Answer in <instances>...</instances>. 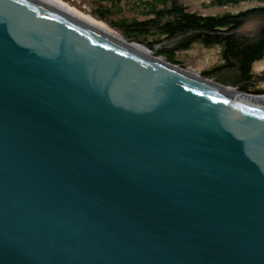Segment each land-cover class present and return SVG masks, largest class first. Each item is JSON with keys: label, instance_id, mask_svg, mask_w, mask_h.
Segmentation results:
<instances>
[{"label": "water", "instance_id": "95a60500", "mask_svg": "<svg viewBox=\"0 0 264 264\" xmlns=\"http://www.w3.org/2000/svg\"><path fill=\"white\" fill-rule=\"evenodd\" d=\"M39 0H0V264H264V103Z\"/></svg>", "mask_w": 264, "mask_h": 264}, {"label": "trees", "instance_id": "16d2710c", "mask_svg": "<svg viewBox=\"0 0 264 264\" xmlns=\"http://www.w3.org/2000/svg\"><path fill=\"white\" fill-rule=\"evenodd\" d=\"M108 1L109 6L98 10V16L102 21L110 22L128 41L149 50L176 41L177 45L172 49L159 53L174 65L178 64V53L188 52L195 45L206 49H219L222 63L203 73V77L218 79L217 82L224 86L233 84L249 95L264 94L256 89L258 80L254 79L253 72L254 66L264 61V25L253 38L237 36V32L250 20H264V0H213L210 7L223 9L243 4L258 5L239 13L224 12L219 15L191 12L180 0H145L141 3L142 8H145L141 15L142 20H129L124 17L118 19V12L121 11L118 0ZM131 1L134 7H139L136 0ZM224 73L231 74L233 81L220 80Z\"/></svg>", "mask_w": 264, "mask_h": 264}, {"label": "rangeland", "instance_id": "374dc122", "mask_svg": "<svg viewBox=\"0 0 264 264\" xmlns=\"http://www.w3.org/2000/svg\"><path fill=\"white\" fill-rule=\"evenodd\" d=\"M57 3L62 5L66 10L72 12L74 15L82 18L84 21L89 22L92 26L96 28H102L104 32L112 34L116 36L118 39L126 42L127 44H136L134 42H130L127 38L118 30L113 28L110 22L102 21L98 16V10L101 8L108 7L110 2L108 0H55ZM139 7H134L133 2L131 0H118L119 9L121 10L118 12L120 17L128 18L129 20H142L141 15L145 11L143 7L142 1L145 0H136ZM183 4H185L191 12H199L205 15H219L224 12H231V13H239L241 11L249 10L253 7L258 6L257 4H243L239 7L234 8H215L210 7V4L213 0H180ZM109 2V3H108ZM264 25V20L261 18H254L250 20L240 31L237 32V36L240 38H253L257 35L259 29ZM98 28V29H99ZM177 45V42H170L160 46H157L154 50H149L148 52L152 57L158 58L163 60L164 62L170 63L167 59L160 56L159 53L162 50L172 49L174 46ZM142 46V45H140ZM176 61L178 64H172L177 66L185 71L192 72L203 77V73L206 71L211 70L212 68L220 65L221 57H220V50L219 49H206L201 45H195L190 51L188 52H180L177 54ZM254 72V79L258 80V91L264 92V61L256 64L253 68ZM225 75V76H223ZM220 76V80H232L231 74H223ZM257 76V77H256ZM224 77V78H223ZM214 82H217L216 79H210ZM219 83V82H218ZM220 84V83H219ZM233 84L228 83L227 87L233 88L235 90L240 89L239 87L230 86ZM226 86V85H225ZM253 95V94H252ZM256 96V95H255ZM264 97V94L259 95Z\"/></svg>", "mask_w": 264, "mask_h": 264}, {"label": "bare ground", "instance_id": "6f19581e", "mask_svg": "<svg viewBox=\"0 0 264 264\" xmlns=\"http://www.w3.org/2000/svg\"><path fill=\"white\" fill-rule=\"evenodd\" d=\"M39 1H40V2H43V3L47 4V5H49V6H51V7H54V8H56V9L60 10V11H64V12L68 13V14H69L70 16H72V17H75V18L80 19L81 21H84L82 18H80V17L74 15L72 12L66 10L62 5H60L59 3H57L55 0H39ZM84 22L90 24V23L87 22V21H84ZM90 25H91V24H90ZM98 28H99V27H98ZM99 29H100L101 31H103L102 28H99ZM103 32H104V31H103ZM104 33L108 34V35H109L110 37H112V38H116V39H118L116 36H114V35H112V34H109V33H107V32H104ZM128 45L130 46L131 49H133V50L136 51V52H139V53H145L146 55L151 56L150 53L148 52L149 50H147L144 46L135 45V44H129V43H128ZM129 46H128V47H129ZM195 75H196V74H195ZM196 76H197V75H196ZM234 92H236V93L246 94V93H243V92H239L238 90H234ZM247 95H249V94H247ZM256 96H257V95H256ZM261 101H262V103H264V98H262Z\"/></svg>", "mask_w": 264, "mask_h": 264}]
</instances>
